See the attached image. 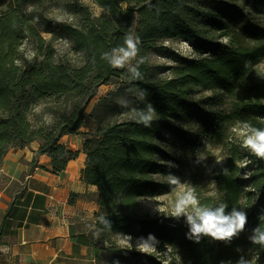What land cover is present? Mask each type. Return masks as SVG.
I'll return each instance as SVG.
<instances>
[{
  "label": "trees",
  "instance_id": "trees-1",
  "mask_svg": "<svg viewBox=\"0 0 264 264\" xmlns=\"http://www.w3.org/2000/svg\"><path fill=\"white\" fill-rule=\"evenodd\" d=\"M53 1L79 15L81 23L75 26L47 16L45 5ZM92 1L103 9L101 15L95 16L85 0H0L5 7L0 8V169L10 149L39 141L36 153L48 155L52 170L62 172L79 155L62 142L63 136L83 133L82 180L97 187L100 205L93 238L98 261L101 253L108 252L131 264H162L153 254L130 251L111 240L112 235L125 233L134 239L153 234L179 255L174 264H235L241 255L252 264H264V248L248 240L264 212V159L252 157L247 177L240 176L243 169L235 159L214 173L219 196L205 204L215 206L222 200L228 211L236 206L248 214L245 230L229 244L203 236L196 243L186 236L189 226L184 216L151 218L141 211L143 198L166 189L157 176L177 173L180 160L163 141L172 137L174 143L194 151L234 119L264 127V81L255 75L264 59V0ZM128 31L140 36V55L148 57L140 66L141 80L101 59V53L121 44ZM58 37L70 39L83 52V64L58 60ZM27 39L36 43L32 59L22 53ZM165 39L187 42L199 56L177 55L176 64L161 70H169L170 75L154 79L149 55L163 49ZM118 77L125 84L102 98L91 115L96 131L82 132L88 106L100 86ZM199 88L215 94L196 99ZM220 93L233 100L231 114L208 110L222 97ZM42 103L50 104L38 111ZM148 103L156 109L151 127L133 118L105 123L108 114L123 109L135 113ZM192 119L207 131L200 127L202 131L191 134L186 127ZM100 216L112 221L111 229L99 224Z\"/></svg>",
  "mask_w": 264,
  "mask_h": 264
},
{
  "label": "rangeland",
  "instance_id": "rangeland-1",
  "mask_svg": "<svg viewBox=\"0 0 264 264\" xmlns=\"http://www.w3.org/2000/svg\"><path fill=\"white\" fill-rule=\"evenodd\" d=\"M85 3L90 7L91 12L95 16L101 15L103 9L94 3L92 0H85ZM61 2L53 1L48 2L45 5V14L49 17L55 18L61 21H67L71 24L78 26L81 23L79 15L65 11L59 5ZM0 8H5L0 6ZM49 38L50 34L44 33ZM163 49L153 51L150 53L149 58L153 65V78L163 79L170 75L168 71H161L162 68L172 66L176 64L175 57L177 55L188 56L196 58L199 55L193 52L191 46L184 41L165 39L162 41ZM55 47L57 49V58L59 61L79 66L83 64L84 57L83 52L75 48L74 43L66 37H58L55 41ZM22 53L28 59H32L36 54V43L33 39H27L22 46ZM127 70V69H119ZM164 70V69H163ZM255 75L264 81V59L256 66ZM125 84L123 79L115 78L108 84H103L99 88L97 96H95L90 105L88 106L84 126L81 128L82 132H95L97 128L96 121L91 116L97 107L100 100L109 96L112 91L117 90L120 86ZM214 92L199 88L194 95L196 99H203L206 97L214 96ZM222 96V93H220ZM116 98L123 101V97L117 95ZM50 104V103H49ZM42 103L38 107V111H44L46 105ZM233 106V100L228 97H221L215 101L213 105L208 108L217 114H231ZM134 109H123L120 113L108 114L105 120L107 122H114L116 120L124 121L133 118ZM46 116H50L46 113ZM240 120L234 119L230 123H226L219 130V134L216 138L210 139L206 137L202 141V146L198 149L191 151L190 149H184L179 143H174L171 140L163 141V146L169 148L178 158L179 163L177 165V173L175 174L180 178V183L174 187H169L167 184L168 176H157L160 181H163L167 186L163 193L157 194L152 197H145L142 199L141 211L148 217L159 218L168 217L167 213L171 210V206L175 202L177 196L183 192L195 189L198 199L201 204H205L208 198H217L219 196L218 181L214 177V173L217 168L222 167L230 159H235L236 164L243 169V173L240 176L247 177L250 173V161L252 157H256L246 148L242 147L243 130L240 127ZM207 131V127L202 123L199 126L198 122L194 119L187 125L190 133H196V131ZM215 130V128H211ZM85 134H70L62 138V142L66 143L69 147L76 148L80 151L83 150V142ZM169 137V135H167ZM23 186L19 181H11V179L5 175L0 169V222L3 219V215L8 210L7 207L10 204V198H14L17 192L22 190ZM148 236H141L138 238H132L131 235L120 233L111 236V240L119 247L126 248L133 251H141L147 254H153L162 262V264H174L179 261V255L172 251L167 245L158 243L154 248L140 247L141 238H147ZM108 245V243H105ZM98 264H131V261L126 259H120L118 256L109 254L108 252L101 253V260Z\"/></svg>",
  "mask_w": 264,
  "mask_h": 264
},
{
  "label": "crops",
  "instance_id": "crops-1",
  "mask_svg": "<svg viewBox=\"0 0 264 264\" xmlns=\"http://www.w3.org/2000/svg\"><path fill=\"white\" fill-rule=\"evenodd\" d=\"M39 147L35 141L4 157L2 172L23 188L0 222V264H98L93 238L100 205L97 187L82 180L85 153L70 147L78 157L54 172Z\"/></svg>",
  "mask_w": 264,
  "mask_h": 264
},
{
  "label": "clouds",
  "instance_id": "clouds-1",
  "mask_svg": "<svg viewBox=\"0 0 264 264\" xmlns=\"http://www.w3.org/2000/svg\"><path fill=\"white\" fill-rule=\"evenodd\" d=\"M140 45V36L133 31H128L124 34L121 44L112 47L110 51L101 53V59L112 68L127 69L132 74L131 79L141 80L143 74L140 66L147 63L148 57L140 55ZM140 97L143 99V92L140 93ZM155 118L156 109L151 103L146 105V109L137 110L133 117L136 123L144 127H151ZM240 127L243 130L242 147L257 158L264 159V127H256L249 121H241ZM168 166H172L170 162ZM179 183L180 178L170 172L167 178L169 187H174ZM228 208L227 202L222 200L218 201L215 206L201 204L193 188L176 197L166 216L176 219L184 216L189 226L186 236L196 243H199L203 236L229 244L245 230L248 214L241 207L233 206L230 211L227 210ZM258 219L261 223L252 229L248 240L251 244L264 248V212L258 216ZM98 222L107 229L112 227V221L105 216H100ZM158 243L159 240L153 234H149L146 239L141 238L140 247L142 249L154 248ZM236 251L240 252L241 249L237 248ZM220 264H233V262L221 261ZM235 264H252V262L241 255Z\"/></svg>",
  "mask_w": 264,
  "mask_h": 264
}]
</instances>
